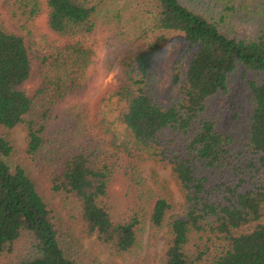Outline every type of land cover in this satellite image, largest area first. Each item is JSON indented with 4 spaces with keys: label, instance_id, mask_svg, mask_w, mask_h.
<instances>
[{
    "label": "trees",
    "instance_id": "trees-1",
    "mask_svg": "<svg viewBox=\"0 0 264 264\" xmlns=\"http://www.w3.org/2000/svg\"><path fill=\"white\" fill-rule=\"evenodd\" d=\"M115 1H7L19 26L10 29L0 14V126L25 129L27 152L50 170L52 190L78 205L82 233L104 251L135 252L147 218L151 239L164 227L173 201L155 195L138 171L153 159L171 166L185 196L183 213L169 222L164 264H264V0H150L148 16L132 19L109 9ZM42 18L53 36L36 29ZM256 20L254 38L234 31ZM105 26H115L118 40L107 61L120 73L117 84L93 104L76 101L94 64L84 40ZM170 32L184 35L186 52L197 51L186 69V54L176 60L179 96L164 106L151 93ZM241 67L253 108L238 149L213 100L228 94ZM114 98L126 105L117 118L124 137L109 119ZM13 149L0 134V258L23 242L27 256L11 264H80L33 178L4 158Z\"/></svg>",
    "mask_w": 264,
    "mask_h": 264
},
{
    "label": "rangeland",
    "instance_id": "rangeland-1",
    "mask_svg": "<svg viewBox=\"0 0 264 264\" xmlns=\"http://www.w3.org/2000/svg\"><path fill=\"white\" fill-rule=\"evenodd\" d=\"M7 1L0 0V14L10 29H16L19 24L8 13L5 7ZM128 2L116 0L109 5V9L116 11L120 9L124 19H132L141 15L145 18L153 5L150 0H128ZM261 23L258 20L237 22L234 31L239 37L254 38L259 33ZM35 25L38 32L52 35L47 28L46 18L38 20ZM84 42L92 46L95 51L94 64L87 90L84 94L78 95L76 101L88 100V103L93 104L106 89L117 84L119 78L120 73L117 69L107 65L108 59L115 58L114 48L110 46V43L114 46L118 44L115 26L99 28L93 36L86 38ZM124 47L126 48V46ZM186 51L187 44L184 35L179 32H170L169 42L155 58L159 76L151 94L159 104L167 106L178 98V90L172 87L174 64L182 54H186L184 61V69H186L188 62L197 50ZM248 79L249 75H245L241 67L230 79L228 94L217 96L213 100V110L219 116L220 129L232 137L234 145L238 149L242 148L246 141L248 118L253 108L251 92L247 87ZM37 86V79L28 84L30 91H34ZM125 106L124 101L114 98L108 107L109 119L121 137L128 134L125 125L117 119ZM0 134L4 135L14 148L11 155L4 158L13 168L23 167L33 178L39 192L49 207L54 210L65 249L76 257L80 264H164L168 248L169 222L173 216L183 213L185 204L184 193L177 183L170 165L153 159L139 162L138 171L144 181L153 188L155 195L167 194L173 201V209L168 213L165 225L155 239L150 237L149 219L147 218L138 249L133 253L118 254L104 251L99 247L94 236L89 237L82 233L78 205L71 200L64 199L62 195L56 194L52 190L49 180L50 170L38 166L27 152L28 139L25 129L16 127L8 130L0 126ZM16 250L12 257L0 258V264L14 263L28 254L23 242L17 245Z\"/></svg>",
    "mask_w": 264,
    "mask_h": 264
}]
</instances>
